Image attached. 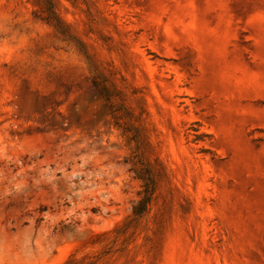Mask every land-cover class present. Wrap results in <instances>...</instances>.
Instances as JSON below:
<instances>
[{"label": "rangeland", "instance_id": "374dc122", "mask_svg": "<svg viewBox=\"0 0 264 264\" xmlns=\"http://www.w3.org/2000/svg\"><path fill=\"white\" fill-rule=\"evenodd\" d=\"M0 264H264V0H0Z\"/></svg>", "mask_w": 264, "mask_h": 264}, {"label": "trees", "instance_id": "16d2710c", "mask_svg": "<svg viewBox=\"0 0 264 264\" xmlns=\"http://www.w3.org/2000/svg\"><path fill=\"white\" fill-rule=\"evenodd\" d=\"M154 190H155L154 189V182L152 180L145 183L144 193L142 195V198L133 207L134 215H136V216L142 215L144 212H146L148 210L149 205H150L151 200H152Z\"/></svg>", "mask_w": 264, "mask_h": 264}]
</instances>
